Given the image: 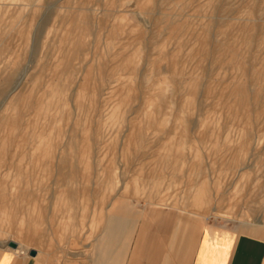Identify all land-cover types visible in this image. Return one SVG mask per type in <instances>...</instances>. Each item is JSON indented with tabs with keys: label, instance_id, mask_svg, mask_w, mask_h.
<instances>
[{
	"label": "rangeland",
	"instance_id": "374dc122",
	"mask_svg": "<svg viewBox=\"0 0 264 264\" xmlns=\"http://www.w3.org/2000/svg\"><path fill=\"white\" fill-rule=\"evenodd\" d=\"M148 207L264 222V0H0V243Z\"/></svg>",
	"mask_w": 264,
	"mask_h": 264
},
{
	"label": "crops",
	"instance_id": "0c3cea01",
	"mask_svg": "<svg viewBox=\"0 0 264 264\" xmlns=\"http://www.w3.org/2000/svg\"><path fill=\"white\" fill-rule=\"evenodd\" d=\"M162 211L161 216L153 215L148 207L138 221L121 215L106 218L103 235L96 237V252L81 251L80 263L264 264V222H201L193 214L180 215L169 208ZM4 220L1 213L0 225ZM5 237L0 233V239ZM36 237L18 238L29 243ZM20 249L0 248V264H55L49 253L39 254L34 249L37 253L32 255Z\"/></svg>",
	"mask_w": 264,
	"mask_h": 264
},
{
	"label": "water",
	"instance_id": "95a60500",
	"mask_svg": "<svg viewBox=\"0 0 264 264\" xmlns=\"http://www.w3.org/2000/svg\"><path fill=\"white\" fill-rule=\"evenodd\" d=\"M7 245H8L9 247L13 248V249H17V247H18L17 242H15V241H13V240L9 241ZM29 252H30V254H32V255H35V254L37 253L36 250H34V249L30 250Z\"/></svg>",
	"mask_w": 264,
	"mask_h": 264
},
{
	"label": "bare ground",
	"instance_id": "6f19581e",
	"mask_svg": "<svg viewBox=\"0 0 264 264\" xmlns=\"http://www.w3.org/2000/svg\"><path fill=\"white\" fill-rule=\"evenodd\" d=\"M245 112H246V110H245ZM252 114V113H251ZM259 115V114H258ZM258 117V116H257ZM247 118V117H246ZM245 119V118H244ZM243 119V120H244ZM246 120V119H245ZM251 127V126H250ZM2 129V128H1ZM251 129V128H250ZM249 137H251L250 135H249ZM188 188H186V190H187ZM185 197V196H184ZM31 234V233H30ZM32 237V236H31Z\"/></svg>",
	"mask_w": 264,
	"mask_h": 264
}]
</instances>
